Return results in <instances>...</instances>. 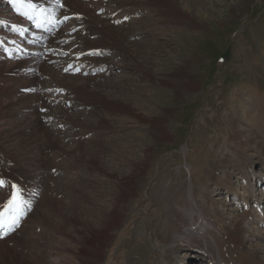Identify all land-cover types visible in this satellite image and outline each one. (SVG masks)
I'll return each mask as SVG.
<instances>
[{"label": "rangeland", "instance_id": "rangeland-1", "mask_svg": "<svg viewBox=\"0 0 264 264\" xmlns=\"http://www.w3.org/2000/svg\"><path fill=\"white\" fill-rule=\"evenodd\" d=\"M154 1L86 0L96 3L98 25L64 27L58 47L22 59L41 63L27 82L39 162L17 160L0 141V174L34 198L21 228L0 241V264H164L157 234L176 193L193 194L220 221L227 257L264 252V0H178L177 8L161 0L167 9ZM4 9L12 16L8 0H0V30L9 32ZM112 29L122 37L106 35ZM237 122L260 137L240 150L254 157L240 167L230 151ZM3 190L11 193L0 186L1 202L10 199ZM240 216L247 233L238 249L225 234Z\"/></svg>", "mask_w": 264, "mask_h": 264}, {"label": "bare ground", "instance_id": "bare-ground-1", "mask_svg": "<svg viewBox=\"0 0 264 264\" xmlns=\"http://www.w3.org/2000/svg\"><path fill=\"white\" fill-rule=\"evenodd\" d=\"M166 1L170 4V7L175 6L177 8L180 5L178 3V0H166ZM166 1H164L165 2L164 4V2L162 3V1L159 2L155 0L154 4L156 6L155 5L152 6H155L156 9L157 7L159 9L160 8L167 9ZM32 3L38 6H42L43 8L47 9V11H61L62 14L61 16L70 15L72 17L71 25L76 29L77 27L80 26L94 27L91 25H95V24L98 25V23L95 22L96 17L93 15L92 9L89 8L94 6L96 7V3H86V0H67L62 2L63 7H60L59 6L60 4H55L50 0H32ZM86 7L90 10V12L88 9H85ZM10 10L12 16L6 13L5 9L2 10V14L5 17H7L8 21L12 22L14 26L18 27V30H25L27 28L25 23L20 18H17L15 16L12 9ZM96 12L97 9L95 10V13ZM81 22L83 23L81 24ZM61 31L63 32L64 29L62 28ZM72 31L73 30H71V32ZM107 31L108 34L106 35H110L114 39H116V36L122 37L120 34L116 35V32L113 31V29L111 31L110 30ZM8 33L11 39L8 40L7 48L9 50L11 49L13 51V54L11 60L5 59L0 61V73L9 71L6 78L0 81V83L5 82L2 88L3 89L2 95H0V103L2 104V109H3L2 111H0V141L2 140V142H4L8 146L9 151L11 150L15 153L17 160L20 161L32 160L36 162L38 161V158L35 152L38 150L40 151V148L36 147V144L40 143L38 141L36 132L39 130L38 128H40V126L38 120L34 118L33 102L30 101V96H29L34 89L27 82L29 80L33 81V79H35L33 77L32 74L33 72L31 70L34 69L35 67H40L41 63L34 59L30 61H25L22 60L20 57H18L14 49L19 48L23 54H27L32 52L31 50H33V48L30 49L27 44L28 42L27 39L19 38L18 37L19 34L17 35L12 29L9 32H6V30L5 31L0 30L1 35ZM60 34L53 38L49 36L48 39H46L42 43L38 42L37 43L38 45L36 46H41V47L47 43L44 46L45 49L38 47V50L41 49L40 51H49V50L52 51L54 47H58L54 44L58 43L59 41L58 39L63 38L62 36H60ZM78 62L79 60L75 58V60L73 62H70L69 65L72 66L74 69L78 66L77 65ZM67 69H68V65L65 66V71H67ZM6 83L8 84L7 87H5ZM14 119L17 120L13 121ZM234 126L236 133L232 136V141L234 143L230 151L236 153L234 155L235 158L232 159V165L240 167L239 166L240 164L249 165L251 162L254 163L253 155L248 156V158H246L243 155V153L240 152V150H243V148L249 149V147H251L250 144L253 143L257 145V139L260 137L257 136V133L254 132V130L251 131L252 129H245V132H242V128H240L238 122L235 123ZM238 128H240V130L237 131ZM245 137H246V142L243 141V138ZM183 152H186L185 148ZM29 166H27L28 168L24 169V172L26 174L29 173L30 170L32 171V169L36 170L35 165L32 166L33 168ZM246 172L247 171L245 170L241 172L242 177L243 174ZM0 180L4 182L3 185L1 186V189L5 188L11 191L10 194H5L3 190V196L5 199L8 195L10 196V198L15 196L17 202H19L20 204L23 201L24 202L28 201L30 204H32L31 197L27 195L28 187L26 184H22L23 186L17 184L16 183L17 181L14 178H12L11 176L4 175L2 171L0 174ZM217 183L218 181L215 182V184ZM217 185L219 186L221 184H217ZM229 188H231V184L226 183L225 189L228 190ZM252 190L254 191L255 189L252 188ZM192 196L193 194H191V196L187 195L186 198L181 200L178 198V194L176 193L174 194V198L171 200V201H175L174 204L169 203L168 200H166L165 202L166 213L168 214L167 216L168 220L166 221L163 230L159 234H157V240L160 247H163L165 249L166 256L164 255L165 256L164 264H176L177 262L179 263L180 260L178 254L180 255L181 251L185 248H189V251L187 252L188 257H190V252L192 251L191 252L192 257L187 258L186 259L187 261L192 259L196 261H201V260L203 261V259H205L206 261H208L209 264H264V252H260V248L257 247H253L249 254L247 252H240L239 250H237L238 254L236 259L227 257L226 253L223 252L225 247L221 248L223 244L220 245V234L216 232L218 230L216 228V224L219 223L220 221H217L216 223L212 219L211 214L205 211L206 210L205 207L200 203H198L196 200H194ZM246 196H249V194L248 195L246 194ZM254 196L257 199V202L261 200L260 197L257 196V193L254 194ZM245 198L247 199L248 197H244V199ZM9 201L11 200L6 199V201L3 202L0 201V211L6 209V206L9 204ZM29 203L26 204L27 206L21 205L22 206L21 210L23 215L24 213L29 211L30 208ZM256 213L258 212L255 211L254 214ZM244 224H245L244 219L242 217L238 218L235 222V225L233 226L234 228L231 231L228 230L225 234L229 236L228 238H230L231 241H233L237 245L238 249H240L239 247H242L245 242L244 234L247 233V230L246 228L243 227ZM8 238L9 237H7L6 239ZM0 241H2V239ZM196 252L199 253L193 255V253ZM202 255L205 256L206 258L203 257ZM258 255H261V257L260 256L258 257ZM187 256H185V258ZM15 261L16 264H22L20 260L18 262L17 260ZM183 262L181 261L180 263Z\"/></svg>", "mask_w": 264, "mask_h": 264}, {"label": "snow or ice", "instance_id": "snow-or-ice-1", "mask_svg": "<svg viewBox=\"0 0 264 264\" xmlns=\"http://www.w3.org/2000/svg\"><path fill=\"white\" fill-rule=\"evenodd\" d=\"M8 3L16 8L18 12L24 15L28 20L34 21L38 28H43L47 23V9L32 3V0H8ZM63 7V5H59ZM0 180V186L3 185ZM22 206L17 202L14 196L9 204L6 206L5 211H0V231L4 229L13 228L19 221V216L22 214Z\"/></svg>", "mask_w": 264, "mask_h": 264}, {"label": "water", "instance_id": "water-1", "mask_svg": "<svg viewBox=\"0 0 264 264\" xmlns=\"http://www.w3.org/2000/svg\"><path fill=\"white\" fill-rule=\"evenodd\" d=\"M231 58V50L230 48L226 49L224 53L222 54L220 61L223 64H226Z\"/></svg>", "mask_w": 264, "mask_h": 264}]
</instances>
